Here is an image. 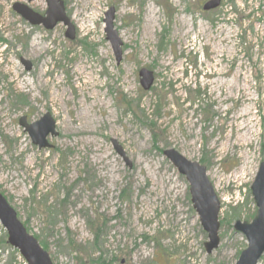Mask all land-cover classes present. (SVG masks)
Masks as SVG:
<instances>
[{"label":"rangeland","instance_id":"1","mask_svg":"<svg viewBox=\"0 0 264 264\" xmlns=\"http://www.w3.org/2000/svg\"><path fill=\"white\" fill-rule=\"evenodd\" d=\"M62 1L73 40L64 23L46 29L13 10L26 0H0V193L53 264H235L247 243L234 225L256 214L250 186L264 161V0L210 11L209 0ZM111 9L120 63L105 32ZM142 68L155 76L149 90ZM55 81L63 100L50 95ZM89 91L97 105L75 131ZM46 113L58 135L39 149L19 120ZM166 149L207 168L221 201L211 254ZM7 241L0 222V264H27Z\"/></svg>","mask_w":264,"mask_h":264},{"label":"water","instance_id":"2","mask_svg":"<svg viewBox=\"0 0 264 264\" xmlns=\"http://www.w3.org/2000/svg\"><path fill=\"white\" fill-rule=\"evenodd\" d=\"M32 3L35 0H26ZM48 9L44 15L34 11L28 4L14 3L13 10L21 15L32 25H42L46 29H53L58 23L67 26L66 37L73 40L74 26L66 15L64 2L62 0H46ZM221 0H209L203 5L205 11L216 9ZM113 9L106 14V37L111 42L117 63L123 57L122 41L113 29ZM23 65L30 70L32 65L29 61L22 59ZM140 83L144 90H149L154 83V73L142 68L139 71ZM25 131L31 137L33 143L39 149L50 147L48 136H57L55 121L49 113L34 123H27L26 117L19 120ZM117 153L129 164L122 147L116 140L112 141ZM164 155L183 175L189 183V191L193 207L199 217L204 231L208 235L205 248L208 254L216 250L220 244L219 214L221 201L215 188L208 177L207 168L198 161H192L183 156L175 149L164 150ZM254 204L257 208L256 214L251 221H236L234 229L241 233L247 243L235 264H258L264 255V161L260 164L255 179L250 187ZM0 222L8 233V243L17 249L28 264H53L47 251L43 249L35 236L27 231L23 222L19 219L15 209L7 199L0 193Z\"/></svg>","mask_w":264,"mask_h":264},{"label":"bare ground","instance_id":"3","mask_svg":"<svg viewBox=\"0 0 264 264\" xmlns=\"http://www.w3.org/2000/svg\"><path fill=\"white\" fill-rule=\"evenodd\" d=\"M147 26L151 27L149 22H148ZM85 69L86 68H83V70H85ZM55 80H57V79H55ZM90 80H92V76L90 77ZM47 83H51V80H47ZM61 85H62V81H59V82L55 81L54 84H52V89L50 91V95L54 100H56L57 98L60 100H63V97L65 95V91L60 92L58 90V87ZM93 87H95V86H93ZM89 93L91 94L90 97L92 98V102H91L90 106H85L83 104L82 108L79 110L78 117H80L81 123H79L77 126H75V125L73 126L75 131H77V130L83 131V128L85 127V125L89 124L90 118H91V117H89V114L91 112V109H93L94 106L97 105L98 95L95 93H91L90 91H89ZM92 118L94 121H97L96 115L92 116Z\"/></svg>","mask_w":264,"mask_h":264},{"label":"flooded vegetation","instance_id":"4","mask_svg":"<svg viewBox=\"0 0 264 264\" xmlns=\"http://www.w3.org/2000/svg\"><path fill=\"white\" fill-rule=\"evenodd\" d=\"M24 117H25V116H24ZM21 118H22V117H21ZM21 118H20V119H21ZM26 120H27V117H26ZM27 123H28V122H27Z\"/></svg>","mask_w":264,"mask_h":264}]
</instances>
